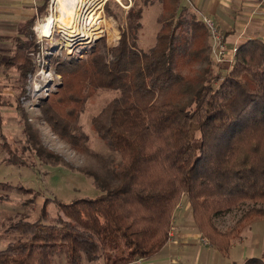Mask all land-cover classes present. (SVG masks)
Instances as JSON below:
<instances>
[{
  "label": "trees",
  "instance_id": "trees-1",
  "mask_svg": "<svg viewBox=\"0 0 264 264\" xmlns=\"http://www.w3.org/2000/svg\"><path fill=\"white\" fill-rule=\"evenodd\" d=\"M139 1L128 11V34L120 32L118 46L106 49L100 39L82 58L51 59L62 83L39 103L51 132L83 153L87 137L77 132L75 108L80 112L98 90L116 93L90 121L95 137L119 157L114 183L93 174L100 195L59 203L54 219L46 210L52 200L45 199L34 221L9 224L5 232L14 238L0 250V264H129L152 258L169 242L183 196L198 233L222 256L244 229L264 220V40L237 46L230 67H217L220 75L214 73L210 33L194 7L181 0ZM145 7L159 8L147 50L138 44ZM33 24L15 40L11 59L0 56V68L14 66L23 80L34 48ZM5 106L0 99L6 162L26 165L24 151L45 164L69 167L27 122L26 151L12 148L2 133ZM242 204L253 207L231 228L216 227L215 218ZM244 264L264 261L252 257Z\"/></svg>",
  "mask_w": 264,
  "mask_h": 264
},
{
  "label": "rangeland",
  "instance_id": "rangeland-1",
  "mask_svg": "<svg viewBox=\"0 0 264 264\" xmlns=\"http://www.w3.org/2000/svg\"><path fill=\"white\" fill-rule=\"evenodd\" d=\"M135 4L136 7H139L141 3L139 0H103L98 2L97 9H95L97 14L93 17L89 11H84L85 16L79 22V36L68 37V35L60 33L57 29L58 25L55 24L59 14L56 12L57 5L54 0H39L38 5L44 8L38 10L39 16L33 24L32 43L34 48L27 53L31 63L28 65L30 69L25 79L21 78L14 66L8 69L0 68V99L8 103V106L1 109L4 116L2 133L6 141L12 148L17 147L26 151L23 127L27 122L34 131H37L41 144L62 157L63 162L69 166L45 164L34 153L24 151L20 156L25 159L26 165L10 164L6 162L7 152L2 147L0 140V250L14 238L5 232L8 225L19 219L34 221L45 199L52 200L46 210L50 218L54 219L59 203L69 204L76 199L94 198L101 194L102 190L96 184L93 174L114 183L111 172L113 166L119 162V157L107 150L95 137L90 121L107 102L116 96V93L98 90L86 100L80 112L77 107L75 108V114H78L75 123L77 132L87 137V148L83 153L72 149L65 141L51 132L41 116L39 103L56 93L62 83L61 76L57 75L55 71L56 65L52 61L53 58L59 57L62 60L71 56L82 58L88 49L100 39L106 49L118 46L120 32L125 30L128 34L127 14ZM158 14V7L143 9L142 29L138 36V44L141 49L147 50L154 43L158 28L156 23ZM48 19H52L54 22L52 33L50 37H41L38 26ZM210 39L212 40L211 34ZM213 48L215 45L212 40ZM12 52L10 49L2 53L3 61L11 59L14 54ZM212 57L215 62H213L214 73L223 75L221 70L228 69L225 66L232 61V59L230 61V55L228 54L223 65L216 62L214 55ZM217 67L222 69L219 70ZM17 105L19 110L16 108ZM26 190L32 191V194L24 192ZM186 203L190 207L187 198L183 196L176 213L173 214L172 227L176 225L178 218L185 214L183 216L187 217L185 228L189 231L196 227L191 221L192 214H189V208H187V212L184 211ZM251 207H253L251 204H242L213 221L216 227L225 231L231 228ZM205 244L210 245L208 241ZM232 247L235 248L229 254L236 262H242L240 259L244 254L247 258L255 257L264 260V220L254 222L244 229L240 239L233 241Z\"/></svg>",
  "mask_w": 264,
  "mask_h": 264
},
{
  "label": "crops",
  "instance_id": "crops-1",
  "mask_svg": "<svg viewBox=\"0 0 264 264\" xmlns=\"http://www.w3.org/2000/svg\"><path fill=\"white\" fill-rule=\"evenodd\" d=\"M38 3L39 0H0V56L10 49L13 51L15 40L24 36V26L37 19ZM181 5L194 7L200 20L211 21L224 35L230 50V61L233 58L231 51L240 44L247 40H264V0H181ZM226 67H230V64ZM187 205L184 211L187 212L189 208L190 214L191 209ZM184 215L173 225L169 242L159 254L129 264H244L248 259L244 254L240 259L242 262H236L230 254L220 255L205 244L207 241L196 229L189 228L188 231L185 228L187 217ZM234 248L231 247V250ZM56 264H65V261L58 260ZM81 264H105V261L84 260Z\"/></svg>",
  "mask_w": 264,
  "mask_h": 264
},
{
  "label": "bare ground",
  "instance_id": "bare-ground-1",
  "mask_svg": "<svg viewBox=\"0 0 264 264\" xmlns=\"http://www.w3.org/2000/svg\"><path fill=\"white\" fill-rule=\"evenodd\" d=\"M102 1L103 0H54V3L57 5L56 12L59 14L55 21V24L58 25L57 29L59 32L68 35V37L79 36V22L82 17L84 18L85 16L84 11H89L93 17L97 14L95 10L97 9V3ZM53 25L54 22L52 19L40 23L38 29L41 37H50Z\"/></svg>",
  "mask_w": 264,
  "mask_h": 264
},
{
  "label": "built area",
  "instance_id": "built-area-1",
  "mask_svg": "<svg viewBox=\"0 0 264 264\" xmlns=\"http://www.w3.org/2000/svg\"><path fill=\"white\" fill-rule=\"evenodd\" d=\"M205 25L211 34V38L214 42L215 48H213L212 52L214 55V58L216 62L220 65H223L226 61V57L228 56V51L225 43V39L223 34L215 27V25L209 21L206 20ZM236 51V48L233 49L232 54H234Z\"/></svg>",
  "mask_w": 264,
  "mask_h": 264
}]
</instances>
